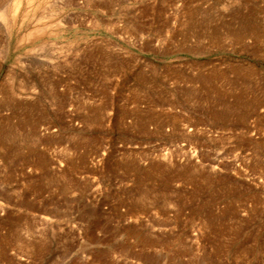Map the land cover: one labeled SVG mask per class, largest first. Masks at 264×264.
Listing matches in <instances>:
<instances>
[{"label": "rangeland", "instance_id": "374dc122", "mask_svg": "<svg viewBox=\"0 0 264 264\" xmlns=\"http://www.w3.org/2000/svg\"><path fill=\"white\" fill-rule=\"evenodd\" d=\"M0 264H264V0H0Z\"/></svg>", "mask_w": 264, "mask_h": 264}]
</instances>
